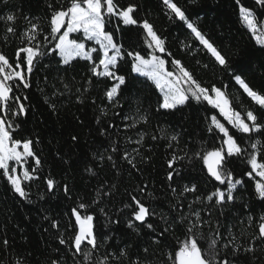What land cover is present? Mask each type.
I'll use <instances>...</instances> for the list:
<instances>
[{"label": "trees", "instance_id": "16d2710c", "mask_svg": "<svg viewBox=\"0 0 264 264\" xmlns=\"http://www.w3.org/2000/svg\"><path fill=\"white\" fill-rule=\"evenodd\" d=\"M116 2L121 8L134 5L132 15L138 21L135 25H124L113 16L106 25L125 52L138 51L146 58L153 52L147 46L146 40L150 38L142 27L147 20L164 41L166 51L155 54L168 62L169 71L178 72L171 63L178 59L203 87L221 88L242 116L248 109L261 112L234 76L240 75L253 90L264 93V46L256 44L239 16V6L243 5L253 11L260 25L264 22V4L257 0H240V5L236 0H173L227 58L225 67L215 61L163 0ZM68 3L69 0H0V53L15 64L18 48L37 43L45 50L54 47L56 41L49 35L52 10L49 5L58 8ZM7 14H14L16 20L3 19ZM30 22L43 30L31 44L25 35ZM8 27H14L15 33H9ZM71 37L82 39L81 34ZM130 65L129 57L119 63L118 72L126 77V84L121 86L118 102L113 103L105 96L113 82L92 76V62L77 58L65 65L58 52L49 53L35 62L28 76L31 86L15 91L21 100H11V110H0V117L13 125L10 129L13 138L31 139L32 150L41 161L33 173L38 178L24 182L27 198L19 197L0 175V264H52L53 260L60 264L76 261L86 264L82 255L73 256L71 238L78 231L73 208L82 216H93L100 246L92 264L110 253L113 255L108 264H131L137 258L150 260L151 264H172L168 254L174 255L187 234L188 221L181 222L180 217L185 215L195 222L191 213L196 211L201 223L194 231L217 240V264L221 258L232 260L233 264H264V239L258 237L259 225L264 223V198L255 190L257 176L245 175L250 171L248 153L256 151L251 149V142L257 139L264 142V134H253L251 140L243 137L245 154L228 159L226 167L234 179L243 180L233 190L234 199L219 205L215 197L208 201L206 197L217 188H226V184L209 177L202 160L195 156L196 152L203 153L222 144L217 131H208L211 116L217 115L238 141L241 134L204 101L190 100L174 110L160 109V91L146 77L132 73ZM19 103H23L24 112H19ZM141 116H147L146 123ZM173 135L177 136L175 141L171 139ZM74 136L76 140L72 139ZM153 136L157 138L153 140ZM113 146L116 152L112 151ZM125 152L135 167L123 158ZM110 155L112 160L108 159ZM173 156L178 159L170 169L168 161ZM259 157L264 159V148ZM25 165L37 167L33 157ZM88 168L92 171H87ZM169 171L174 172L172 180L167 178ZM49 178L55 181L51 191L46 185ZM193 184L196 192L183 191ZM105 192L111 194L104 196ZM132 195L155 213L147 218L155 231L134 221L133 208L126 207L133 203ZM81 203L86 205L84 209L79 208ZM129 220L134 228L128 226ZM53 221L58 227L52 226ZM165 228L168 231L161 236ZM60 238L68 243L60 244ZM5 240L7 245L3 243ZM201 246L207 244L202 242ZM250 246L254 251L245 252ZM144 248L149 249L147 257ZM122 249L127 250L128 259L117 260L115 257Z\"/></svg>", "mask_w": 264, "mask_h": 264}, {"label": "snow or ice", "instance_id": "6c2138e0", "mask_svg": "<svg viewBox=\"0 0 264 264\" xmlns=\"http://www.w3.org/2000/svg\"><path fill=\"white\" fill-rule=\"evenodd\" d=\"M240 5V0H236ZM257 2L264 4V0H257ZM163 3L168 9L177 17L180 21H184L187 24V28L195 35L204 48L211 53L215 61L219 65L227 67V58L222 52L211 42L191 21L187 19L185 11H183L173 0H163ZM52 9L49 17V26L52 40L56 41L54 47L45 50L38 43L31 44L36 40V37L40 31L38 24L31 23L30 28L25 35L31 46H25L18 48L16 51V62L11 63L9 59L0 53V110H11L12 105L9 103L11 100L19 102L20 96L15 94V91L19 88L27 89L31 85L28 82V76L32 73L35 62L40 57L47 56L49 53L55 54L58 52L62 58V63L68 65L75 59L80 58L86 61L92 62L90 69L92 76L104 77L110 79L113 83L107 88L105 96L109 101L113 103L118 102L121 86L126 84V77L120 75L118 72L120 61L125 57L131 58V72L146 77L152 81L156 89L162 93V102L159 103L160 109L174 110L179 106L185 105L190 100L197 102H207L213 109L218 110L220 116L224 118L228 125L231 126L236 132L241 134V139L238 141L234 134L230 133L229 127H226L222 123L217 115L211 116V125L208 128L209 132L217 131L220 135L222 144L220 147H214L211 150H207L203 153L196 152L195 156L200 158L205 166L209 177L219 182L221 185L226 184L225 189L217 188L211 195H208L206 199L212 201L215 197L216 204H222L234 199L233 190L237 185L243 183L242 179H234L233 173L228 169V159L231 157H239L245 154V148L242 147L243 137L247 136L249 140L253 134H264V93L253 90L248 83L240 75H235V81L247 94L251 101L259 106L261 112L257 114L254 110L248 109L242 116L241 112L232 107V102L228 96L222 91L221 88L215 85L210 88L203 87L193 76V74L187 70L178 59H173L171 63L178 69V74L175 71H169L166 67L168 63L165 59L155 54L158 50L161 53L166 51L164 47V41L154 31L153 26L147 21L142 22V27L146 31L147 37L150 40H146L148 48L153 49L152 53L141 55L138 51L123 50V45L116 42L114 39V33L106 30V25L111 23L113 16L122 20L124 25H135L138 23L133 18L132 13L135 10L134 5H129L127 8H121L116 0H69L68 6H60L58 8L49 5ZM239 16L245 23L247 29L252 33L255 38L256 44L264 46V31L258 33V23L260 21L254 17V13L249 8L240 5ZM8 22H14L16 16L14 14H7L4 17ZM9 33H15L14 27H8ZM82 33V39L70 38V34ZM45 41H48V36L44 37ZM84 41H94L98 48H87ZM50 43V41H49ZM93 53L96 54L94 59ZM22 54H26L23 55ZM168 55H171L170 53ZM26 66V67H24ZM11 71H8V70ZM12 83H9V82ZM27 99V97H24ZM25 108L23 103H19V112H24ZM129 119V117H125ZM141 120L147 122V116H141ZM134 125H125L130 127ZM13 125L7 122L3 117H0V175L6 179V182L11 186V189L19 195L21 198H27L28 192L24 186L25 181H32L37 179L33 173L37 170L41 161L32 150L33 141L31 139H14L10 129ZM113 127V125H109ZM103 134V133H102ZM157 137L153 136L155 140ZM73 140L77 138L72 137ZM143 135H141V140ZM173 141L177 139V136L171 137ZM140 143V140L137 141ZM22 146V151L20 150ZM251 149L256 150L248 153L247 163L250 165V171L245 175L249 178H253V175L260 177L255 181V190L259 197L264 198V159L259 157V152L264 148V142L257 139L251 142ZM112 151L116 152L117 148L112 147ZM129 154L124 153L123 158L128 161L129 164H133L131 159H128ZM29 157L35 159L36 168L31 165L23 167ZM109 160H112V156H108ZM178 158L173 156L168 161L170 169L174 168V164ZM16 165H20L23 168V180L18 174V168ZM115 167V164H113ZM31 168V171L29 170ZM87 171L91 172L92 169L88 168ZM178 174V173H176ZM174 175L173 171L168 172L167 178L172 180ZM46 185L49 191L54 188L55 181L53 179H47ZM103 187V185H102ZM115 187L114 185L112 186ZM196 185L191 187L185 186L184 192H196ZM65 193L68 192V187H64ZM141 191H144L142 188ZM175 191V189H173ZM110 192L103 193L104 196L110 195ZM133 202L126 207L133 208L132 216L134 221L146 224L148 229L155 231L151 223H147V218L150 215H155L154 212H150L149 208L145 206L136 196L130 197ZM200 200V197L196 198ZM85 204L79 205L80 209H84ZM176 206L173 205V208ZM191 209V204L189 205ZM103 211V209H101ZM72 215L75 217V224L78 226V231H75L74 236L71 238V244L74 248L73 256L82 255L83 261L86 264H92L93 255L99 249V241L94 232L93 216L91 214L81 215V213L73 208L71 210ZM191 215L196 217V221L193 222L188 216L182 215L180 221H188L186 239L179 244V247L175 250L174 255L168 254V259L172 261V264H217L219 250L216 247L217 240L211 236L206 237L200 233L197 229V225L201 223L199 211L192 212ZM166 220V217H162ZM204 223H207L204 221ZM52 226L58 227L56 221H53ZM128 226L134 228V223L129 220ZM138 231V229H136ZM168 229L165 228L160 233L161 236ZM216 236L220 235L219 229L215 230ZM199 237V240H198ZM258 237L264 239V223L259 225ZM60 244H66L63 238H60ZM154 243L159 241L154 240ZM206 243V247H202L201 244ZM5 245L8 241H3ZM90 246V247H89ZM227 247V245H225ZM245 252H253V247L244 249ZM143 252L145 257L149 252L148 248H144ZM113 254L105 255L101 259L95 261V264H108L110 256ZM117 260L128 259V253L126 249H122L119 256L115 257ZM52 264H60L59 261L53 260ZM75 264H81L80 261H76ZM131 264H151L150 260L139 259L131 261ZM219 264H233L232 260L227 258L219 259Z\"/></svg>", "mask_w": 264, "mask_h": 264}, {"label": "rangeland", "instance_id": "374dc122", "mask_svg": "<svg viewBox=\"0 0 264 264\" xmlns=\"http://www.w3.org/2000/svg\"><path fill=\"white\" fill-rule=\"evenodd\" d=\"M259 31H264V22H262L260 25H258V33L257 34H259ZM78 34H81V36H82V33H73V34H70V38H72L71 36L72 35H78ZM83 38V37H82ZM85 42V44H86V47L87 48H94V47H96V48H98V45H96L95 44V42L94 41H84ZM87 42H91L92 43V45H87ZM158 51V50H157ZM26 55V54H25ZM59 55V54H58ZM60 57V56H59ZM60 59H61V61H62V58L60 57ZM80 59V58H79ZM8 71H11L10 69L8 70ZM136 74V73H135ZM177 74H178V72H177ZM0 78H2V77H0ZM159 90V89H158ZM161 93V92H160ZM161 95H162V93H161ZM218 111V110H217ZM223 118V117H222ZM20 150L22 151V146H21V148H20ZM16 167L18 168V174L21 176V179L23 180V175H22V173H23V168L20 166V165H16ZM23 167H26V165L24 164L23 165ZM207 171V170H206ZM257 178L258 179H260V177H258L257 176Z\"/></svg>", "mask_w": 264, "mask_h": 264}]
</instances>
